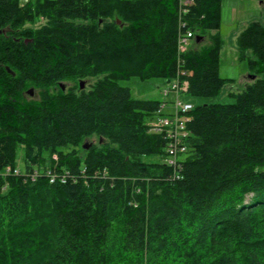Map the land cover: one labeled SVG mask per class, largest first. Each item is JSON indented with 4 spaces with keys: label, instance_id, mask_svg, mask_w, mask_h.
<instances>
[{
    "label": "trees",
    "instance_id": "obj_1",
    "mask_svg": "<svg viewBox=\"0 0 264 264\" xmlns=\"http://www.w3.org/2000/svg\"><path fill=\"white\" fill-rule=\"evenodd\" d=\"M221 3L0 0V264H264V23L237 40L255 78L194 105L175 166L150 126L162 100L120 82L185 71L188 94L217 97L234 81L223 37L196 36L220 28Z\"/></svg>",
    "mask_w": 264,
    "mask_h": 264
},
{
    "label": "rangeland",
    "instance_id": "obj_2",
    "mask_svg": "<svg viewBox=\"0 0 264 264\" xmlns=\"http://www.w3.org/2000/svg\"><path fill=\"white\" fill-rule=\"evenodd\" d=\"M260 4V0H222V8H221V25H220V35L225 39V45L220 57V65H219V73L222 77L234 79L233 83H229L222 89L221 93L215 97H197L192 96L188 93H183L179 95V99L182 102H190L193 105L198 103H204L209 101H219V102H230L233 99L229 96V92L239 91L241 89L240 84L242 85L241 80L246 78L248 75L253 74L250 70L247 59H240L237 45H236V37L239 33L240 28L245 25L246 19L240 20L242 16V12L244 13L246 9L256 8L257 5ZM257 8H259L257 6ZM46 20L43 17H38L33 22H28L27 25L32 28L40 27L44 24ZM118 22H121L118 19ZM210 33L204 35L201 40V43L210 42ZM195 46L194 39L189 40L186 50L189 47ZM222 49V48H221ZM185 50V51H186ZM259 77L264 78V71H261ZM96 77H88L78 79L76 82L65 81L63 84L65 87L74 86L76 83L79 85L80 81L83 80L85 82V89H89L90 85L96 80ZM122 85L129 86L132 95L136 98H147V99H160L166 100L168 103L166 107L163 109V112H171L173 110V104L170 101H174L176 95L174 93H170L167 97L163 95V89L168 84L167 80L161 77H152L148 79H141L137 76H132L129 79H124L120 81ZM245 82V81H244ZM30 89V88H29ZM28 89V90H29ZM27 94V93H26ZM28 100L34 99L38 100L40 98V90L33 89V94L26 95ZM156 116L152 121H155ZM89 142H98V139L94 137H90L86 140ZM23 157L22 149L18 152V162H21ZM152 161L159 160L158 158H152Z\"/></svg>",
    "mask_w": 264,
    "mask_h": 264
},
{
    "label": "built area",
    "instance_id": "obj_3",
    "mask_svg": "<svg viewBox=\"0 0 264 264\" xmlns=\"http://www.w3.org/2000/svg\"><path fill=\"white\" fill-rule=\"evenodd\" d=\"M193 4V0H180V6L183 11H186L188 6ZM194 33L187 31L184 35L179 37L178 50L184 52L186 50L189 40H192ZM187 72L180 71L178 75L167 80L168 84L163 89V95L168 96L170 93H174L176 98L172 102L173 110L171 112H163L168 101L162 100L160 103V109L158 110V117L155 121L150 122L151 130L154 132L163 133L168 138V152L169 156L166 162L172 166L178 164L180 155L186 150V139L189 137L190 131L187 128V122L190 119V111L194 108V105L190 102H182L179 99V95L187 93L189 81L187 80ZM54 158L57 156L54 155ZM7 171H11L10 167ZM13 172L20 175L19 168H15ZM50 174V181L55 180V176ZM39 176L37 169L29 172L25 175L26 181L35 182Z\"/></svg>",
    "mask_w": 264,
    "mask_h": 264
},
{
    "label": "crops",
    "instance_id": "obj_4",
    "mask_svg": "<svg viewBox=\"0 0 264 264\" xmlns=\"http://www.w3.org/2000/svg\"><path fill=\"white\" fill-rule=\"evenodd\" d=\"M27 0H22V2H26ZM257 6L259 7V8H257ZM256 6V8H255V6H254V8H252V9H246V10H244L245 12L243 13L242 12V18L241 19H239V21L240 20H244L243 18H245L247 21H246V23H245V25H243L241 28H240V30H239V33H238V35H237V37H236V45H237V40H238V36H239V34H240V32H241V30L249 23V22H251V21H254V20H259V21H261V22H263L264 23V0H260V4L259 5H257ZM221 8H222V3H221ZM217 32H219L220 33V29H215V30H210V34H215V33H217ZM223 40H224V44H223V46H222V49H221V51H220V57H221V53H222V51H223V48H224V45H225V39L223 38ZM237 49H238V45H237ZM238 53H239V49H238ZM249 56H251V54L249 53L248 54ZM252 57V56H251ZM245 81V82H244ZM247 81H249V78H248V76L246 77V78H244V76H243V79L241 80V82H242V85L240 84V87H241V89L239 90V91H241L243 88H244V86H245V84L247 83ZM239 91H236V92H239ZM231 92V91H230ZM160 100V99H159Z\"/></svg>",
    "mask_w": 264,
    "mask_h": 264
},
{
    "label": "water",
    "instance_id": "obj_5",
    "mask_svg": "<svg viewBox=\"0 0 264 264\" xmlns=\"http://www.w3.org/2000/svg\"><path fill=\"white\" fill-rule=\"evenodd\" d=\"M200 39H202V36H200V35L196 36V40H197V41H199ZM6 69H7L9 72H11L12 74H14L13 71H11V69H10L8 66L6 67ZM248 78L254 79V78H255V75L250 74V75H248ZM79 84H80V88H81V89H83V88L85 87V82H84L83 80H81ZM60 85H61V87H62L63 89H65V85H64L63 83H60ZM28 92H29L30 94H33V89H29ZM84 147H85V148H88V147H89V144H88V143H85V144H84Z\"/></svg>",
    "mask_w": 264,
    "mask_h": 264
}]
</instances>
